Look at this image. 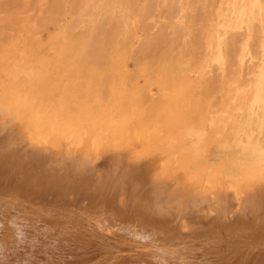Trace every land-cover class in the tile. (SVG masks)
Masks as SVG:
<instances>
[{
	"label": "rangeland",
	"instance_id": "374dc122",
	"mask_svg": "<svg viewBox=\"0 0 264 264\" xmlns=\"http://www.w3.org/2000/svg\"><path fill=\"white\" fill-rule=\"evenodd\" d=\"M42 1L0 0V101L11 96L17 98L21 118L16 120L18 125L13 122V129L11 125L5 129L0 126V137L10 133L13 142L22 150L38 145L53 159L56 147L62 148L57 146L54 127L59 125L62 129L81 131L85 145L95 133L103 142H110L104 143L107 148L95 159L97 164L105 167L120 154V160L132 168L131 172L129 169L131 176L142 184L148 183L154 174H165L171 189L192 184L202 193L215 190L230 199L239 191L243 196L250 191L264 190V125L244 126L238 133L234 131L245 118L243 89L254 85L262 58L248 54L232 68L220 70L212 58L217 38L213 37L210 48L203 33L210 24L221 30L220 34L229 28L241 31L243 24L238 23V17L246 0H208L199 7L203 10L200 18L184 20L197 29L200 35L197 41L193 43V31H185V35L179 36L178 44L175 43L174 51L155 61L147 58L139 42L147 38V33L158 32L163 24L180 22L183 13L178 8L171 12L165 10L174 0H161L160 3L158 0L152 11L139 14V17L137 7L144 0H138L135 8L128 9L129 13L124 11L127 21L118 9L110 10L111 13L101 11L104 16L117 17L121 21V29L101 47L105 58L84 57L81 54L84 44L80 41L73 49L79 56L70 55L68 61L63 59L69 47L64 41L87 29V17H82L84 10L75 6L73 0H66L67 5L62 1L61 10L64 11L63 5L68 9L65 7L66 13L60 11L63 15L57 10V22L61 20L57 23L50 20L52 13L47 6L51 1ZM28 3H31L30 10L26 7ZM70 4L75 8L73 12ZM225 5L234 8L233 20L229 19L228 12L214 15L218 7L222 9ZM42 9L44 13L40 12ZM80 11L83 14L79 16ZM72 18L75 22H71ZM144 19L151 25L144 23L148 27L142 26ZM186 35L189 38L184 37ZM184 40L187 44L190 41L188 46L185 43L186 49L181 46ZM214 72L219 74L212 75ZM205 85L212 87L208 89ZM0 115L3 120L4 115L1 112ZM30 117H35L39 124L36 142L25 130ZM243 189L248 192L244 194ZM84 231L87 240L84 249L87 250L94 249L104 236L96 229ZM195 241L194 244L198 243V239ZM66 246L61 249L63 259L67 262L80 259L77 258L80 249ZM27 248L21 250L28 264H48L45 256L52 255L51 250L45 251L39 245ZM252 251L255 253L259 248L254 247ZM198 259L199 256L195 260Z\"/></svg>",
	"mask_w": 264,
	"mask_h": 264
},
{
	"label": "bare ground",
	"instance_id": "6f19581e",
	"mask_svg": "<svg viewBox=\"0 0 264 264\" xmlns=\"http://www.w3.org/2000/svg\"><path fill=\"white\" fill-rule=\"evenodd\" d=\"M47 1H51L47 6L52 13L50 20L57 22L55 13L57 10L66 13V6H62L63 11L60 4L65 1L67 5L68 0ZM73 1L75 6L79 5V9L84 10V14L82 11L78 14L80 16L82 12V17H87L88 26L82 32L80 29L78 32L75 30L80 33L64 41L69 47L63 59L68 61L70 55L79 56L73 49L75 43L81 41L84 44L81 51L84 57L103 60L105 56L101 47L112 40L121 21L117 17L104 16L101 11L115 12L118 9L127 21L124 11L135 8L138 0ZM157 1L144 0L137 7L140 12L136 11L138 17L139 14L149 13ZM207 1H171L165 10L171 12L178 8L183 17L180 22L161 25L158 32L147 33V38L139 42L147 58L155 61L169 55L174 51L179 36L186 34L185 31H193V43L196 42L200 36L196 33L197 29L184 20L200 18L203 10L200 11L199 7ZM31 3L26 6L29 10ZM70 8L72 12L75 10L72 5ZM43 9L40 12L44 13ZM224 12H228L229 19L233 20L234 8L229 5L222 9L218 7L214 15L222 16ZM136 14L133 13V16ZM150 15L154 16L153 13ZM149 17L152 19V16ZM148 19H144L141 25H151L146 22ZM238 23L243 24L241 31L229 28L226 33L220 34L221 30L211 24L210 28L206 27L203 31L210 48L213 47V37L217 38L212 58L220 70L232 68L236 61L248 54L262 58L254 85L243 89L245 98L242 109L245 118L236 125V133L244 126L264 125V0H246L240 7ZM184 37L189 38L187 35ZM186 40L181 46H185ZM189 43H186L187 46ZM199 43L203 44L201 41ZM94 48L96 50L93 51ZM217 73L212 75L216 76ZM209 87L211 89L212 86ZM19 104L13 96L0 101V112L4 115V119H0L2 128L11 125L13 129V122L21 120L17 110ZM12 109L14 111L10 113ZM38 125L37 119L30 117L25 127L34 142L35 137H38ZM54 127L57 146L62 148L56 147L57 153L53 159L45 155L38 145L22 150L19 144L13 142L10 133L0 137V264H28L21 248H33L36 245L45 248V251H52V255L45 256L48 264H264V190L248 192L243 189V193H248L242 196L239 191L230 199L215 190L202 193L192 184L171 189L165 174H154L148 183L142 184L131 176L132 168L122 162L123 159L120 160V154L105 167L97 164L95 159L107 148L104 143L110 142H103L95 133L85 145L81 131L62 129L59 125ZM85 229H96L104 235L94 249H84L87 246ZM196 239L198 243L194 244ZM65 245L80 249L81 254L77 256L80 259L68 262L63 259L61 249ZM254 247L259 248V251L254 253ZM192 256L195 259L199 256V259L195 260Z\"/></svg>",
	"mask_w": 264,
	"mask_h": 264
}]
</instances>
